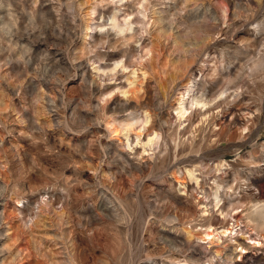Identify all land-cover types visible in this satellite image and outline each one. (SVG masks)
<instances>
[{
	"label": "rangeland",
	"instance_id": "rangeland-1",
	"mask_svg": "<svg viewBox=\"0 0 264 264\" xmlns=\"http://www.w3.org/2000/svg\"><path fill=\"white\" fill-rule=\"evenodd\" d=\"M258 206L264 0H0V264H264Z\"/></svg>",
	"mask_w": 264,
	"mask_h": 264
},
{
	"label": "bare ground",
	"instance_id": "bare-ground-1",
	"mask_svg": "<svg viewBox=\"0 0 264 264\" xmlns=\"http://www.w3.org/2000/svg\"><path fill=\"white\" fill-rule=\"evenodd\" d=\"M156 16V15H155ZM117 19L116 17H113V26L115 28H117V30L119 32H125V31H128L130 29H133L132 26H131V23L129 20L125 19L124 22L122 20V22L120 21L119 23V20L117 22ZM155 24L157 27V29H159V31H157V34L159 32V36L160 37H163V36H166L167 34V30L164 29V27L162 26L163 22H164V16L162 14L158 15L156 18H155ZM154 24V25H155ZM156 29V28H155ZM206 37V36H205ZM204 37H202V40ZM179 36H175L173 37V42L177 48V50L179 52H185V53H188L190 52V48L187 49L185 48V45L182 44L179 40ZM211 40V39H210ZM203 43V41H202ZM206 44V43H205ZM204 45V44H203ZM203 48V47H202ZM204 49V48H203ZM184 54V53H183ZM193 54V53H192ZM195 54V53H194ZM198 54V53H197ZM184 57V55H183ZM189 57V56H188ZM181 58V57H180ZM187 58V57H186ZM190 65V64H189ZM193 81H189L188 83L185 84V87H186V90L185 92L183 93V95L179 98L178 100V107H177V112L179 114L180 117L184 118L187 114V111L189 109H196L195 112H201L202 109H204L207 105H209L213 100L212 98L209 99L208 96H206L205 94L203 95H199V86L197 84H192ZM192 86V88H191ZM204 89V88H202ZM197 90V93L193 94L192 96L189 97V91H195ZM201 91V90H200ZM206 91V90H205ZM225 91H222L220 92V94H223ZM202 93V92H201ZM191 95V94H190ZM189 99V103H188V106H187V100ZM211 109H206V111H210ZM194 112V113H195ZM193 113V114H194ZM196 114V113H195ZM206 114V112H205ZM150 141L152 142L153 139H150ZM191 176H193L192 173H190ZM196 175V174H195ZM194 175V176H195ZM198 182V181H197ZM219 188V187H218ZM217 189V187H216ZM215 195V198L219 200L220 198V195L218 193H214ZM247 218H248V223L249 225L251 226H254V228H258V229H263L264 230V206H258L255 208L254 212H251L250 214H246ZM208 227H212L213 228V225H209ZM227 233V230H223L221 232H216V229H209L207 230V232L205 233V238H211L214 239L215 237H220L222 236V234H225ZM236 234H237V237L239 236H242L243 233H241L240 230H237L236 231ZM257 239V238H256ZM238 246H241V250L243 249H246V248H252L253 246L252 245H249L247 242L245 241H239L238 238L235 239ZM256 245H260L261 242L258 240H256V243H254ZM252 246V247H251Z\"/></svg>",
	"mask_w": 264,
	"mask_h": 264
}]
</instances>
